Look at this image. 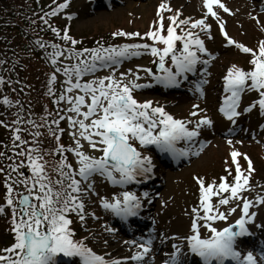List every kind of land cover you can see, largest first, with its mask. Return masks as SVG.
<instances>
[{"label":"snow or ice","instance_id":"obj_1","mask_svg":"<svg viewBox=\"0 0 264 264\" xmlns=\"http://www.w3.org/2000/svg\"><path fill=\"white\" fill-rule=\"evenodd\" d=\"M52 2L56 4V0ZM69 3L70 0H62L39 19L48 25L45 17L56 16L68 8ZM202 3L206 9L203 18L182 19L179 11L165 17V12L173 10L167 0H161L156 12L157 19L148 31L141 34L117 30L111 34L114 38H138L142 42L107 45L98 42L96 47L76 48L79 41L70 35L69 27L61 29L51 25H48L51 32L63 44L40 39L35 41L40 49L45 50V57L54 68L47 79L46 95L53 98L52 103L57 108L55 114L45 109L47 116L53 117L51 122L44 118L41 124L32 119L26 121L37 129L30 133L31 144L20 134L25 131L18 126L25 123L22 116L17 114V119L12 122L16 125L11 132L13 142L10 150L13 156L9 159L13 162L6 166L7 171L0 168L4 176L0 214L5 212L6 207L10 209L13 240L0 248V264H58L60 255L78 258V264H127L128 261L150 264V260L154 261V255L150 260L146 259L153 253L152 235L125 241L136 249L131 255L106 259L85 242L87 237L76 239L72 214L82 223L87 215L94 217V213L86 212L85 201L95 195L105 210L126 222L130 217L140 214L143 207L141 197L127 190L113 194L111 198L100 195L97 177L121 187L132 182L140 183L141 179H150L155 168L153 158L141 151L148 146H155L159 152L173 159L199 155L203 151L206 141L198 138L203 130L214 127V121L208 115H201L204 109L193 105L195 110L190 111L189 116L194 119L176 118L163 106H154L151 100H138L134 92L152 84L166 88L178 87L182 80H188L190 73L195 74L198 70L207 73V65L214 57L200 32L206 33L209 39L213 38L208 16L219 24L227 45H235L242 53L250 55L248 68L230 64L222 75L223 94L220 96L218 112L233 125L236 124L237 117L241 115L238 108L242 93L255 91L258 98L245 106L243 111L247 113L258 106L260 114L264 116V40H260L256 48L238 43L225 31L224 22L214 10L219 7L229 12L222 0H202ZM66 18L70 21L73 16L67 15ZM197 29L199 32L195 31ZM48 48L51 51H47ZM145 54L155 58V72L152 68L138 65L137 71L128 69L117 76V69L123 61ZM204 56L208 59H204ZM167 59H170V64L166 62ZM198 65L203 67L198 69ZM102 69L110 71L107 75L96 76L95 73ZM140 71L151 78L148 83L138 82L141 79ZM57 74H62L64 78L58 94L55 89ZM86 76L92 78L83 79ZM2 82L3 78H0ZM207 82L203 78L193 81L192 90L203 97V85ZM2 102L6 106L13 103L7 95L2 97ZM62 102L66 107H60ZM61 121L67 122L72 141L69 145L61 143L66 131L60 126ZM0 125L11 127L3 120H0ZM45 127L48 136L55 142L51 149L41 148L43 141L37 139L44 135L38 129ZM261 128H264V124H261ZM231 131L229 129L228 134ZM180 142H183L182 147L178 146ZM227 143L232 145L233 142L228 139ZM50 151L60 154L52 168L55 175L49 174V162L44 159ZM65 153H71L74 162ZM5 155V152H0V157ZM241 155L247 162L246 169L239 162L238 157ZM229 157L231 163L227 159L224 161L226 175L210 181L202 176L194 177L198 185L199 204L191 209L189 234L179 237V245L172 244V251L161 264H183L182 257L188 253L198 257L201 264H226L229 260L233 264H264V249H261L258 260L253 251L244 253L237 247L238 238L252 234L248 225L254 222L257 215L250 211L254 201L244 195V192L254 187L250 178L255 169L247 154H241L233 148ZM16 158H19L18 163L15 162ZM25 169L30 175L25 174ZM142 195L149 197L147 191ZM232 201H236L234 206L227 211L221 210L222 206ZM255 203L264 204V195H257ZM238 208L240 215L234 223L219 228L214 226L217 221H228L229 215ZM202 228L210 234L202 235ZM107 230L114 231L111 228ZM160 235L162 243L169 239L163 233ZM185 247L187 253L184 252Z\"/></svg>","mask_w":264,"mask_h":264},{"label":"rangeland","instance_id":"obj_2","mask_svg":"<svg viewBox=\"0 0 264 264\" xmlns=\"http://www.w3.org/2000/svg\"><path fill=\"white\" fill-rule=\"evenodd\" d=\"M167 2L170 4L173 12H165V17L179 11L181 13L180 18L182 19L189 17L192 19H201L206 12L200 0H167ZM160 3L161 0H70L67 11H71L68 12L70 13L68 15H72L73 18L70 21L67 18L63 19V21L71 24L72 34L79 41L75 46L76 48L96 47L98 46V42L105 45L140 42L138 38H114L111 34L117 30L140 32L141 34L148 31L152 22L157 19L156 12ZM222 3L227 6L229 12H224L219 7H215L214 10L219 13L228 35L238 43L256 48L258 42L264 40V10H262L264 0H222ZM207 22L212 25L211 35L213 38L209 39L206 33L200 32L201 38L205 40L206 47L214 57L207 65V73L204 74L198 70L195 74H188V80H182L181 84L177 87L180 91L184 89L183 92H180L179 89L174 87H171L174 89L167 90L163 85L152 84L150 86L152 88L146 87L144 88L145 90H136L134 95L138 100H151L154 106L157 104L163 106L166 111L176 118L194 119L189 116V113L195 110L193 109V105H199L201 109L205 110L201 115H208L214 121V127L203 130L201 136L198 138V140L206 141L205 147L199 155H190L188 157L174 159L179 160V163H176L174 166L168 164L172 160V157L166 153L161 154L155 146H148L146 149L141 150L144 155H151L153 158L157 172L153 170V174L148 180L153 181L157 185L155 193H152L154 190L152 189V185L148 183V180L145 181L141 178H138L141 179V182L139 183L140 185H137V188L130 184L123 187L112 185L102 178H96L97 191L100 195L111 198L113 194H118L124 190L138 192L136 195L143 199V203L145 204L144 208L148 209L143 213L144 218L148 221V226L140 230L137 226L136 230L126 232L123 227L121 228L119 225L120 222L116 217L100 205L97 196L92 195L90 199H86V212L94 213L95 216L87 215L83 223L78 222L79 226L74 227L76 239L87 237L85 242L98 254L104 255L106 259L122 258L131 255L136 249L126 244L125 241L133 239L139 240L142 236L147 238L151 232H154L157 238L154 242L156 248L153 250V254L160 256L162 252L170 253L172 251V244L179 245V237L189 234L191 209L193 206L199 204L198 185L194 177L202 176L206 181H210L213 178L226 175L224 161L227 159L231 163L229 152L233 148L241 154H247L255 169L250 178V183L254 187L244 192V195L248 199L254 201L250 211L257 213L254 222H250L248 225L250 231L254 232L251 236H255L249 242L251 244L257 242L259 245L257 246L260 247L259 251L264 249V227H257V225H264V204L255 203V197L257 195H264V181H261L264 177V128H261V124H264V116L259 115L260 113L256 112L255 107L247 113L243 111L245 106L258 98V94L255 91H245L242 93L238 108L241 115L237 117L236 124L234 125L218 112L219 103L221 102L220 96L223 94L222 75L230 64L242 66V63L249 67L248 61L250 55L242 53L235 45L226 44L225 38L219 30V24L213 17L208 16ZM167 23L168 21L165 19V25ZM195 31L199 32V29ZM148 42L150 43L151 41ZM177 43L179 46V42ZM203 58L208 59L207 56ZM166 62L170 64V59H167ZM153 64H155L154 58L150 54L132 57L122 62L116 74L119 76L120 72H127L128 69H132L135 72L137 71L138 65L145 68H152L153 70ZM197 67L199 69L203 66L198 65ZM109 71V69H102L95 73V75H107ZM46 74L47 70L42 65L30 71V77L33 83V94L34 91L37 92L38 95H34L35 99L37 102H43L44 106L47 105L49 100L45 94L44 85L41 83L45 80ZM57 75L59 93L61 90V82L64 78L62 74ZM139 75L141 77L138 81L139 83H148L151 80L147 73L143 71H140ZM91 78V76H86L83 79ZM200 78L208 81L203 85V97L192 90L194 88L192 82ZM22 87L23 85L18 83L14 91H23ZM27 87L28 90H31V86L27 85ZM177 91L181 94H177ZM2 95L3 89L0 85L1 100ZM61 106L62 108L66 107L63 102ZM1 107L0 105V120H3L8 114V111L7 109L1 110ZM63 122L66 131L64 137H61V142L65 140V145H69L72 141L67 131L68 125L66 121ZM232 128L237 130H232L231 132L233 134H228L229 129ZM7 132V127L0 125L2 138H6ZM223 132L225 135L222 134ZM250 132L255 136L254 139L260 138L257 144L247 141L250 137ZM228 139L232 140V145L227 143ZM178 146H183V142H180ZM85 148L87 149L86 143ZM96 154L99 155V153ZM68 158L74 162V157L71 153H69ZM238 159L242 168L246 169L245 165H247V162L244 160L243 155L238 157ZM262 160L263 162L261 163ZM24 171L26 175H30L27 169ZM144 182L146 185L142 186ZM145 191L149 193L148 198L142 195ZM213 202H215V198H213ZM235 203L236 201H232L229 205L222 206L221 210L227 211ZM7 213L9 211L5 208V212L0 214V237L2 230L6 231L10 229H2L4 221L7 218ZM239 215L240 209L238 208L236 212L229 215L228 221H217L214 226L219 228L226 226L227 223H234ZM119 227L120 230L118 229ZM108 228L114 229V231L110 232L107 230ZM161 233L169 238L163 241V243L161 242ZM174 234L175 239H173ZM201 234L209 235L210 233L202 228ZM258 239L260 240L258 241ZM3 241L8 242L9 239L3 237ZM164 245L169 246L170 251L161 249L165 247ZM117 247H120V251H116ZM237 247L244 253L253 251L259 260L260 252H255L247 241H240ZM184 250L187 251L186 247ZM182 259L183 264H187L190 256L184 255ZM69 260H71L72 264H78V258ZM160 262L158 264H161ZM58 264L65 263L58 261ZM127 264H135V262L128 261Z\"/></svg>","mask_w":264,"mask_h":264},{"label":"trees","instance_id":"obj_3","mask_svg":"<svg viewBox=\"0 0 264 264\" xmlns=\"http://www.w3.org/2000/svg\"><path fill=\"white\" fill-rule=\"evenodd\" d=\"M59 3H62V0H56V4ZM56 4H53L52 0H0V78H3V82L0 85H2L3 89L7 85L10 86L11 90L5 88V93L13 101V103L8 106L11 114L9 118H7V124L11 125V127L7 128L8 132L5 139L2 138L0 134V152L6 153L4 157H0V168H5L6 171V166L13 162L9 159V157L13 156L10 150V146L13 142L11 132L12 128L16 127L12 122L17 119V114L21 115L25 121V123L18 125L21 129H25V131L20 134L31 144L32 136L30 133L37 131V129L27 124L26 121L32 119L37 124H41L43 123L42 118H44L51 122L53 117L47 116L45 109L47 108L48 112H53L55 114L57 108V106L52 103L53 98L48 95L47 98L49 100L47 105L44 106L43 102H37L34 95L38 94L36 91H34L33 94V83L30 77V71L40 65L47 70L45 80L41 82L44 85L46 94L47 79L51 72H53L52 65L45 57V50L40 49L35 41L40 39L43 42L51 41L63 44V41L54 36L48 25L61 29L69 27L70 35L73 36L71 24L64 22L60 17L62 15L65 17L68 8L62 10L54 17H45L48 19V25H45L43 21L39 19V17H43L46 12H49L51 7H55ZM47 51H51V48H48ZM16 83L23 85V91H14ZM27 85L31 86V90H28ZM16 101H19V103L17 104ZM20 109L23 111L21 112ZM52 126L55 127V125ZM38 130L44 134L37 138L43 141L41 148H53L55 142L48 136L47 128H40ZM18 150L19 149H17V151ZM59 158V153L51 151L44 156V159L49 162V174L55 175L52 168ZM15 162L18 163L19 158H16ZM262 162L263 160L261 163ZM3 179L4 176L0 173V203H3ZM262 180H264V177ZM9 217L10 215L8 218ZM73 221H76V219H73ZM4 228H9V223L4 224ZM7 232L8 230H2V242L3 237L9 239V232ZM10 242V240L8 242L4 241L3 246H7Z\"/></svg>","mask_w":264,"mask_h":264},{"label":"bare ground","instance_id":"obj_4","mask_svg":"<svg viewBox=\"0 0 264 264\" xmlns=\"http://www.w3.org/2000/svg\"><path fill=\"white\" fill-rule=\"evenodd\" d=\"M155 170H156V169H155ZM149 184L153 185L154 182H153V181H149ZM136 225L139 227V230H140L141 228L148 226V222H146V223H145L144 221H142V222H137ZM259 230H261V229L259 228ZM251 233H254V232L252 231ZM149 235H152V236L154 237V240H153V244H154L153 250H154V249L156 248V244H155L154 242H155V239H157V238H156L154 232H151ZM256 236H257V235H256ZM251 237H255V236H251ZM251 237H248V238H251ZM242 240H245V238H240V239H238V243H239L240 241H242ZM164 246H165V247H162V248L160 247V248L163 249V250H165V251H170L169 246H167V245H164ZM116 251H120V247H117V248H116ZM153 255H154L153 253H150L148 259L150 260V258H151ZM166 255H167V253H163V252H162V254H161L160 256H158V255H154L155 259H154V261H153V260H150V263L158 264L161 260H163V259L166 258ZM197 259H198V258H197ZM160 263H161V262H160ZM226 264H233V262L229 260V261H226Z\"/></svg>","mask_w":264,"mask_h":264}]
</instances>
